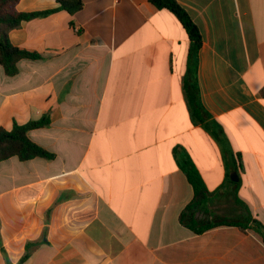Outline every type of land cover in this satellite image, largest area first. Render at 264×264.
Masks as SVG:
<instances>
[{
    "label": "crops",
    "instance_id": "1",
    "mask_svg": "<svg viewBox=\"0 0 264 264\" xmlns=\"http://www.w3.org/2000/svg\"><path fill=\"white\" fill-rule=\"evenodd\" d=\"M176 1L202 37L197 78L216 135L186 102L184 27L148 0H82L73 14L9 33L42 59L21 60L13 77L0 66V127L49 115L29 137L55 155L0 163V238L12 264H264L252 230L189 227L246 213L264 224V0Z\"/></svg>",
    "mask_w": 264,
    "mask_h": 264
},
{
    "label": "trees",
    "instance_id": "2",
    "mask_svg": "<svg viewBox=\"0 0 264 264\" xmlns=\"http://www.w3.org/2000/svg\"><path fill=\"white\" fill-rule=\"evenodd\" d=\"M58 8L46 10L42 12H18L16 5L19 0H0V66L3 68L5 75L9 77L16 76L19 73L18 63L23 59L39 60L42 56L36 52H30L21 49L12 44L9 33L20 27L24 21H29L36 17H44L50 15L59 9H64L73 14L82 9V0H56ZM154 7L159 10H167L171 12L184 27L189 40L190 47L188 53L187 73L184 79V94L192 119L203 126L207 131H212L216 135L217 125L214 122H206L207 113L200 99V90L197 78L198 53L202 45V37L198 27L192 21L188 13L178 4L176 0H148ZM51 124L49 115H45L38 120H31L24 124L14 122L11 130H5L0 127V163L12 157H17L20 161H28L34 158H44L53 160L55 155L39 144L35 143L30 137L29 132L36 129L47 128ZM183 169L186 171L188 179L192 186L197 190H201L202 183L197 172L189 165L185 164ZM241 203V202H239ZM248 212V211H247ZM249 213V212H248ZM238 226L243 230H252L262 238L264 243V224L251 216L245 215L244 219L239 221L220 220L205 223L202 225L196 222L190 223L189 227L195 233L201 234L210 229L220 226ZM46 229L44 231L45 241ZM26 250L28 248L26 247ZM0 251L3 254L5 264H12L2 245L0 238ZM26 254L20 260V263L28 259Z\"/></svg>",
    "mask_w": 264,
    "mask_h": 264
},
{
    "label": "water",
    "instance_id": "3",
    "mask_svg": "<svg viewBox=\"0 0 264 264\" xmlns=\"http://www.w3.org/2000/svg\"><path fill=\"white\" fill-rule=\"evenodd\" d=\"M235 175H236V174H235ZM230 178H231L232 181H236V176H234V174L231 175Z\"/></svg>",
    "mask_w": 264,
    "mask_h": 264
},
{
    "label": "built area",
    "instance_id": "4",
    "mask_svg": "<svg viewBox=\"0 0 264 264\" xmlns=\"http://www.w3.org/2000/svg\"><path fill=\"white\" fill-rule=\"evenodd\" d=\"M76 31L78 30V28L75 29Z\"/></svg>",
    "mask_w": 264,
    "mask_h": 264
}]
</instances>
